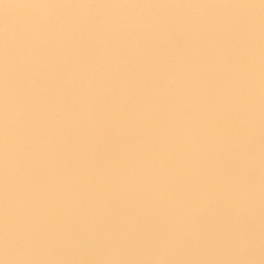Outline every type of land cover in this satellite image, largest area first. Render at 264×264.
<instances>
[{
	"label": "bare ground",
	"instance_id": "1",
	"mask_svg": "<svg viewBox=\"0 0 264 264\" xmlns=\"http://www.w3.org/2000/svg\"><path fill=\"white\" fill-rule=\"evenodd\" d=\"M258 179L264 0H0V264H264Z\"/></svg>",
	"mask_w": 264,
	"mask_h": 264
},
{
	"label": "rangeland",
	"instance_id": "2",
	"mask_svg": "<svg viewBox=\"0 0 264 264\" xmlns=\"http://www.w3.org/2000/svg\"><path fill=\"white\" fill-rule=\"evenodd\" d=\"M15 18V17H14ZM15 20L16 19H13V17H11V18H9V24H8V22H7V25H11V24H13L14 22H15ZM14 21V22H13ZM10 22H11V24H10ZM251 180L254 182L255 180H256V177L255 176H252L251 177ZM258 182L259 183H262V182H264V180L263 179H258Z\"/></svg>",
	"mask_w": 264,
	"mask_h": 264
}]
</instances>
